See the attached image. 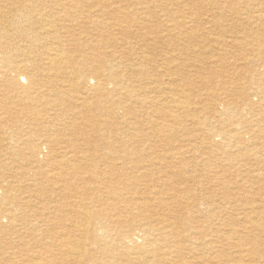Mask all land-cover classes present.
I'll return each mask as SVG.
<instances>
[{"label": "bare ground", "instance_id": "1", "mask_svg": "<svg viewBox=\"0 0 264 264\" xmlns=\"http://www.w3.org/2000/svg\"><path fill=\"white\" fill-rule=\"evenodd\" d=\"M0 264H264V0H0Z\"/></svg>", "mask_w": 264, "mask_h": 264}, {"label": "rangeland", "instance_id": "2", "mask_svg": "<svg viewBox=\"0 0 264 264\" xmlns=\"http://www.w3.org/2000/svg\"><path fill=\"white\" fill-rule=\"evenodd\" d=\"M229 60H231V58Z\"/></svg>", "mask_w": 264, "mask_h": 264}]
</instances>
